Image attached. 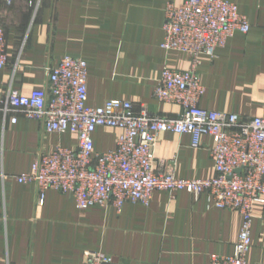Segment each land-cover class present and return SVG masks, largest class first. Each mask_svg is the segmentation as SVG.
Here are the masks:
<instances>
[{
    "label": "crops",
    "instance_id": "0c3cea01",
    "mask_svg": "<svg viewBox=\"0 0 264 264\" xmlns=\"http://www.w3.org/2000/svg\"><path fill=\"white\" fill-rule=\"evenodd\" d=\"M185 0H28L5 5L0 0V25L6 35L7 65L0 70V98L10 91L29 94L48 82L47 67L65 55L88 63V102L132 101L153 116L175 118L182 108L161 102L154 86L165 66L185 70L189 57L166 50L165 7ZM236 3L249 23L236 32L216 56L202 57L205 92L199 105L241 117H264V0ZM4 120L0 113V264H86L85 252L100 250L116 264H210L213 255L233 254L243 217L238 210L209 208L206 195L185 190L154 191L149 204L125 202L120 208L77 207L70 193L45 192L39 204L35 184L15 175L29 172L42 153L57 144L76 148L77 134L47 132L42 122ZM120 130L100 127L94 133L97 152L114 148ZM213 138L205 134L198 146L191 134L159 135L154 157L176 159L177 176H215ZM160 165V164H159ZM251 264H264V204L253 209Z\"/></svg>",
    "mask_w": 264,
    "mask_h": 264
},
{
    "label": "built area",
    "instance_id": "2783aa9c",
    "mask_svg": "<svg viewBox=\"0 0 264 264\" xmlns=\"http://www.w3.org/2000/svg\"><path fill=\"white\" fill-rule=\"evenodd\" d=\"M41 0H28L37 7ZM12 5L14 0H2ZM166 50H178L189 57L188 69L165 66L153 95L161 102L178 104L175 118L153 116L136 109L133 102L106 100L91 107L88 102V63L65 55L47 67L48 82L29 94L10 91L0 98L2 117L15 123L17 113L43 123L47 132L77 134L78 146L57 144L42 153L29 172L15 175L20 183L35 184L39 204L45 192L56 189L73 195L80 209L90 206L120 208L125 202L149 204L154 191L173 194L185 190L199 198L206 195L209 208L238 210L243 217L233 254L213 255L210 264H251L247 255L252 245L253 209L264 204V117H241L199 105L205 92L200 66L203 56L215 57L236 32H248L250 23L239 6L228 0H185L165 7ZM8 63L6 35L0 25V70ZM100 127L120 130L117 144L97 152L94 133ZM191 134L195 146L208 134L214 140L211 156L216 174L207 179L177 176L176 159L158 162L154 150L161 133ZM160 164V165H159ZM0 178L7 174L0 167ZM86 264H116L100 250L85 252Z\"/></svg>",
    "mask_w": 264,
    "mask_h": 264
}]
</instances>
